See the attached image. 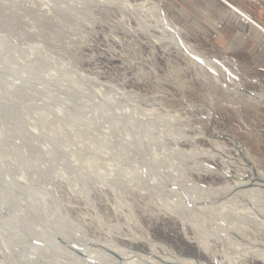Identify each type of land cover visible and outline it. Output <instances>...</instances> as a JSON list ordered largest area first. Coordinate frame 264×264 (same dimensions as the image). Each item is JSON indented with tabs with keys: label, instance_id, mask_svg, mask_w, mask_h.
<instances>
[{
	"label": "bare ground",
	"instance_id": "obj_1",
	"mask_svg": "<svg viewBox=\"0 0 264 264\" xmlns=\"http://www.w3.org/2000/svg\"><path fill=\"white\" fill-rule=\"evenodd\" d=\"M65 1L68 4L64 7L75 11L78 20L88 22L97 18L93 11L98 5L118 7L127 21H137L132 27L135 32L141 31L166 47L174 46L204 72L206 68L214 70L227 93L264 98V90L247 89L234 71L231 77L238 80L236 86L223 80L224 60L200 55L182 37L181 26L163 11L159 0ZM256 24L264 31L262 24ZM39 48L33 44L30 52L23 47L0 46V65H10L11 70L6 68L10 76L6 77L17 84L16 91L8 85V92H0L1 245L18 253L24 261L21 264H198L149 236L148 251L120 245L117 238L129 233L122 223L105 219L102 212L97 213L98 221L106 227L107 235L88 237L83 223L60 206L38 200L29 170L39 166L51 168L53 176L65 178L62 175L67 174L73 187L82 183L86 196L92 194V183L104 194L111 189L115 206L129 207L130 220L135 206L128 197L134 191L148 194L181 220L187 237L197 241L216 264H242L248 257L264 262V169L258 167L251 151L235 134L226 133L234 142L229 146L202 126L199 132L188 133L187 128L195 124L181 111L142 105L139 98H147V94L99 81V75L91 76L71 61L59 63L56 56L57 63H52L47 59L50 54L44 57ZM153 70L157 72L155 67ZM51 82L55 84L51 86ZM184 118L189 122L181 124ZM200 135L210 140V147L197 143ZM182 139L195 145L183 148L179 144ZM216 155L225 161L224 169L205 160ZM40 158V164L35 162ZM231 167L235 173H230ZM209 171L234 178L217 186L205 185L196 175ZM87 197L96 206L95 200ZM189 227L195 228L193 235Z\"/></svg>",
	"mask_w": 264,
	"mask_h": 264
},
{
	"label": "rangeland",
	"instance_id": "obj_2",
	"mask_svg": "<svg viewBox=\"0 0 264 264\" xmlns=\"http://www.w3.org/2000/svg\"><path fill=\"white\" fill-rule=\"evenodd\" d=\"M73 1L78 3L77 0ZM159 1L170 19L181 26L182 37L190 42L200 55L224 60L225 65L221 71L223 80L231 86H236L237 81L242 80L249 90L258 92L264 90V77L253 75V71L242 70L216 44L215 38L218 31L213 32L212 35L199 33L190 24L177 18L178 5L175 0ZM66 4L68 2L65 0H54L53 3L49 0H5V2L0 0V44L23 47L30 52L35 44L38 48L40 46V54H50L47 59L52 63L57 60L59 63L71 61L70 63H76L87 74L99 75V81L118 83L127 89L147 94V98H139L142 105H162L171 111H181L189 116L195 126L187 128L188 133L199 132V127L202 126L207 133L218 135L229 146H233L234 142L226 133H233L251 151L258 167L264 169V98L248 99L246 94L227 93L221 81L216 78L214 70L206 68L204 72V69L195 66L187 55L174 46L166 47L164 43L153 42L141 31L135 32L132 27L137 26V21L134 18L127 21L118 7L98 5L93 11V14L97 15L94 23V21L78 20L74 14L75 11L68 6L64 7ZM237 11L239 20H242L241 10ZM247 15L251 18L248 20L256 24V20ZM219 23L221 26L218 25ZM222 26V22H217L218 28ZM240 32L243 37L250 34L249 29L240 30ZM45 55L43 56L48 57ZM154 67L158 75L153 70ZM6 68L11 70L9 64L0 65V92L3 94L7 91L8 85L13 86L14 91L17 86L16 83L11 82L12 80L7 79L6 76H10V70ZM231 71L238 74V80L231 77ZM54 84L51 82L50 85ZM180 122L183 124L189 121L184 118ZM197 143L203 148L211 145L205 135L198 136ZM179 144L188 149L195 145L188 139L180 140ZM230 151L236 154L234 148H230ZM42 158L35 159V162L40 164V161H43ZM205 160L223 169L226 165L219 155L206 156ZM47 169L39 168V166L30 167L29 175L33 178V187L38 195L33 194L31 190L29 193L48 205L60 206L73 219L83 223L89 231L88 237L101 238L107 235L106 227L101 226V222L98 221L97 213L102 212L105 219L113 223L115 221L122 223L123 229L129 233L117 238L120 245L148 251L151 249L150 240H154L162 245L164 243L169 245L198 264H216L197 241L187 237L181 220L162 209L157 199L151 198L148 194H140L139 191L132 192L128 199L133 202L135 209L134 218L130 220L129 207L115 206V194L111 189L107 188V194H104L101 187L90 183L93 191L90 190L92 194L87 197L86 191L81 188L82 183L74 184L78 188L76 189L72 186V179L66 178L67 174L62 176L70 181L69 184L68 180L66 181L60 175H51V168ZM14 170L17 172L16 168ZM229 170L230 173H235L234 167ZM13 173L12 175L15 176ZM248 174L252 175V172ZM196 176L201 183L216 186L225 183L228 178H234L232 175L225 177L210 171L202 176ZM70 187H73L74 192ZM79 191L83 193L80 194ZM86 197L93 198L96 206H92ZM15 216L10 214V218L16 223L20 222ZM189 233L193 235L195 228L189 227ZM147 236L150 240L146 238ZM261 236L264 240V231ZM21 262L24 261L18 253L8 251L0 242V264H21ZM242 264H264V262L248 257L242 260Z\"/></svg>",
	"mask_w": 264,
	"mask_h": 264
},
{
	"label": "crops",
	"instance_id": "obj_3",
	"mask_svg": "<svg viewBox=\"0 0 264 264\" xmlns=\"http://www.w3.org/2000/svg\"><path fill=\"white\" fill-rule=\"evenodd\" d=\"M177 18L201 34L218 31L216 44L244 71L264 77V31L258 24L239 20L238 10L264 26V0H175ZM217 22L223 26L218 28ZM250 30L243 37L240 30ZM226 60V59H225Z\"/></svg>",
	"mask_w": 264,
	"mask_h": 264
},
{
	"label": "built area",
	"instance_id": "obj_4",
	"mask_svg": "<svg viewBox=\"0 0 264 264\" xmlns=\"http://www.w3.org/2000/svg\"><path fill=\"white\" fill-rule=\"evenodd\" d=\"M238 10V9H237ZM240 14H241V19L244 20L245 22H250L248 19L245 18L244 16V12L240 11ZM219 26H221V24L219 23L218 24Z\"/></svg>",
	"mask_w": 264,
	"mask_h": 264
}]
</instances>
